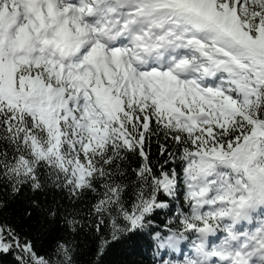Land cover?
Returning <instances> with one entry per match:
<instances>
[{
    "label": "snow or ice",
    "instance_id": "1",
    "mask_svg": "<svg viewBox=\"0 0 264 264\" xmlns=\"http://www.w3.org/2000/svg\"><path fill=\"white\" fill-rule=\"evenodd\" d=\"M117 245L264 264V0H0V264Z\"/></svg>",
    "mask_w": 264,
    "mask_h": 264
},
{
    "label": "trees",
    "instance_id": "2",
    "mask_svg": "<svg viewBox=\"0 0 264 264\" xmlns=\"http://www.w3.org/2000/svg\"><path fill=\"white\" fill-rule=\"evenodd\" d=\"M147 253L144 254H134L128 255L127 250L123 245H117L113 248L109 254V260L111 264H119L120 261H128L129 264L135 262V264H141V262L145 259Z\"/></svg>",
    "mask_w": 264,
    "mask_h": 264
}]
</instances>
